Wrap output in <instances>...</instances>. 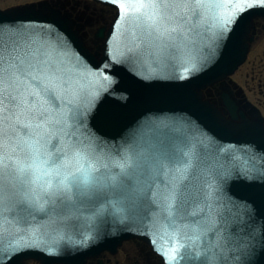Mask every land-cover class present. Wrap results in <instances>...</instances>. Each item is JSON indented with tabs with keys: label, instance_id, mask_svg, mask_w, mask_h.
<instances>
[{
	"label": "water",
	"instance_id": "1",
	"mask_svg": "<svg viewBox=\"0 0 264 264\" xmlns=\"http://www.w3.org/2000/svg\"><path fill=\"white\" fill-rule=\"evenodd\" d=\"M101 1L117 8L118 3L154 2ZM184 2L186 7H169L163 21H158L161 31L176 28L171 33L174 41L166 37L153 40L147 35L143 21L137 17L151 10L134 12L129 8L124 18V10L118 8L120 19L115 24L120 27L114 24L109 31L101 57L86 47L80 34L82 26L48 1L0 10V39L6 44H19L21 52L55 47L58 52L68 53L67 64L75 72L82 70L77 60L94 71L107 65L105 74L114 81L91 110L83 107L87 105L86 96L77 101L65 93L55 102H46L43 96L32 100L25 94L29 104L18 110L19 119L12 121L13 129L9 131L11 139L5 138L0 148L7 165L0 168V178L6 190L17 193L6 195L0 218L4 225L0 238L3 264H24L28 258L44 264H85L130 238L154 244L168 264H264V122L239 116L231 104L232 118H228L203 93L245 62L253 22L264 16V2L199 0L205 7H194L191 0ZM233 2L253 6L238 13L227 38L217 41L213 35L215 19L226 10L216 5ZM173 43L187 45L183 52L190 55L175 60L181 51L171 46ZM113 46L120 53L119 62L111 60ZM192 63L196 70L190 71L187 79L174 78ZM30 139H39L59 166H53L51 176L42 177V184L50 182L55 188L60 176L76 172L80 163L87 167L90 161L98 183L116 182L117 190H108L103 203L97 205L90 192L85 197L73 188L66 195H50L51 190L42 191L39 185L22 186L13 172V162L31 163L23 143ZM69 143L86 146L88 160L77 163L75 159H63ZM221 145L234 147L225 154L219 151ZM122 157L127 161L123 170L115 166L123 162ZM175 184L187 185L190 195L180 212L170 217L165 197ZM25 188L32 190L28 197L19 194ZM214 189H222L226 196L250 206L251 219H244L252 229L238 231L245 225L231 216L234 206L223 196L218 200L207 198L206 194ZM82 200L85 202L80 203ZM96 208L103 211L97 215L92 210ZM45 211L50 213L47 218L43 216ZM60 211L78 215L79 227L49 239L40 248L9 258L10 247L24 242L23 232L17 227L27 230L46 225L52 214ZM23 220L29 223L17 224ZM252 230L256 239L251 241V248L243 254L234 251L241 237L246 238V232ZM47 247L55 248V254L41 250Z\"/></svg>",
	"mask_w": 264,
	"mask_h": 264
},
{
	"label": "snow or ice",
	"instance_id": "2",
	"mask_svg": "<svg viewBox=\"0 0 264 264\" xmlns=\"http://www.w3.org/2000/svg\"><path fill=\"white\" fill-rule=\"evenodd\" d=\"M110 3H117V0H108ZM194 7H205L199 3V0H191ZM264 2V0H262ZM118 8L123 9L127 18L128 9L131 8L134 12H140L141 9H148L142 13L141 16L137 17L138 20L143 21V26L147 31V35L152 37L153 40H163L165 37L174 41L175 37L171 33L176 32V28L161 31L158 21H163L167 15L166 9L169 7H186L187 3L184 0L169 4L165 0H154L148 4H132L126 5L124 3H118ZM251 3H239L233 2L231 4H217V8L225 9L222 15H219L215 19L216 31L214 37L217 41L226 39V33L231 31L230 25L235 23V18L238 13L243 12L246 8L252 7ZM118 19L119 13H118ZM115 27L119 28L120 24H115ZM3 30V25L0 24V32ZM112 40L115 41L116 37L113 36ZM168 46V45H165ZM171 46L176 47L181 51V54L175 57V60H180L184 55H190V53H184L183 49L187 47L185 44ZM63 47V42L61 43ZM137 47H139L137 45ZM132 49H129L131 52ZM118 55L115 46H113V52L111 54V60L119 62ZM68 56L67 52L57 51L55 47L50 50L39 51H26L21 52L20 45L17 43H5L4 40L0 39V148L4 146L3 142L5 138L11 139L9 131L13 129L12 121L18 120V110H22L29 104V100L26 98L31 97L32 100H36L43 96L46 102H55L65 93H70L74 100H79L81 96L87 97V105L83 106L87 110H91L94 107V103L99 95L103 92H107L113 85L114 81L105 74L107 65L99 70H92L84 67L83 64L77 60V63L81 65L82 70L75 72L72 67H69L66 61ZM196 70V64L192 63L190 68H185L184 72L175 73L174 78L176 79H187L190 71ZM111 94V93H110ZM12 105V107H9ZM25 147L27 148L28 157L31 163L17 165L13 162V172L16 174L17 179L20 181L22 186L28 184L39 185L42 191H50V195H56L58 193H64L65 195L71 190L75 189L76 192L83 193L85 197L90 192L95 197L94 203L99 205L103 203L104 196L108 190L116 191V182L112 183H98L97 178L93 175L94 169L92 163L89 161L88 166L85 167L82 160H88V149L84 145H73L69 143L65 146V152L63 153V159H75L77 163H80L79 168L74 173H68L60 176L59 171L57 175L60 178L56 181V187L53 188L49 182L46 185L41 183V179L44 176H51L53 166L58 169L57 160H53L47 151L40 144V140H25ZM234 146L221 145L219 151L221 153L230 154L231 148ZM58 160L61 158H57ZM123 162H117L115 166L120 167L122 170L127 166V161L122 157ZM187 163V162H185ZM107 166V165H105ZM7 167L4 163V158L0 155V168ZM240 175H244V172H240ZM187 172V168L185 169ZM187 179V176L184 177ZM30 191L27 188L20 195L28 197ZM219 193V195H217ZM17 193L11 190H6V186L3 179L0 178V218L3 217V205L6 195L11 197ZM190 193L187 191V185L181 187L179 184L173 185L166 197V210L170 217H175L181 208L187 202V197ZM209 200H218L221 196L224 197L229 203L234 206L235 211L230 210V214L233 219L245 227L238 229L240 232H245V228L252 229L251 223L244 219L248 216L251 219V209L246 203L242 201H235L233 198L226 196L222 189H214L206 194ZM34 198V197H33ZM82 200L80 203H84ZM75 208L76 206L73 205ZM209 209H212L213 205H208ZM99 215L102 209H92ZM49 212L45 211L43 216L47 218ZM80 217L73 216L68 212L60 211L52 214V218L46 225H41L35 228H29L22 230L17 227L18 232H23L21 240L23 243H17L10 247L9 258L23 252L27 249L40 248L42 244H46L49 239L55 240L61 236V233L78 228L80 225ZM28 224L29 221H17V224ZM4 231V225L2 219H0V238H2ZM256 239V233L254 230L246 232V238L241 237L237 243L234 251L241 254L245 250L251 248V241ZM41 250H46L49 254H55V248L47 247ZM159 250V249H157ZM3 256V251L0 249V257ZM233 259H238L234 256ZM0 264H3L0 259ZM170 264V262H169Z\"/></svg>",
	"mask_w": 264,
	"mask_h": 264
},
{
	"label": "flooded vegetation",
	"instance_id": "3",
	"mask_svg": "<svg viewBox=\"0 0 264 264\" xmlns=\"http://www.w3.org/2000/svg\"><path fill=\"white\" fill-rule=\"evenodd\" d=\"M32 1H38V0H25L24 2L17 1L7 6H2L0 4V7L8 8L17 5L18 3L23 4ZM67 1L68 0H63V4L66 6L65 9H68L73 15L78 16L79 12H83L82 14L86 15L85 19L89 26L88 28L89 39L92 42L99 41L100 37H97L98 31L108 26L111 23L112 19L115 16V10L113 8L97 3L93 0H74L73 1L74 5L73 4L67 5L68 4ZM100 22L102 23V26L100 28H95L94 26L100 24ZM259 27L264 28L263 19H260L256 24V29H258ZM214 92L215 94H218L217 95L218 98L214 96ZM224 93L229 94L232 99H235L239 107V110L245 112L251 118H255L254 109L257 112H259V114H262L264 116V112L261 109V107L257 104L253 105L250 102L251 100L249 99V97L246 96L245 92L232 81H229L228 85L224 89H222L220 86H215L214 89L212 90V94L214 98H216L219 101L223 99L222 94ZM222 105L224 106V104ZM258 108H260L261 112L259 111ZM125 244L128 245L131 244L134 246L132 247V250H135L138 256L144 258L145 260L144 264H166V262L152 250L151 246L148 243H145L141 240L126 241L125 243L122 244V246H120V248L116 253H111L108 251L103 252L98 257L90 259L88 264H120L121 261L119 259V253L122 251ZM115 255L118 257H116ZM31 263L32 262H29V264ZM36 263L40 264L38 262H35V264Z\"/></svg>",
	"mask_w": 264,
	"mask_h": 264
},
{
	"label": "rangeland",
	"instance_id": "4",
	"mask_svg": "<svg viewBox=\"0 0 264 264\" xmlns=\"http://www.w3.org/2000/svg\"><path fill=\"white\" fill-rule=\"evenodd\" d=\"M17 1L24 2L25 0H0V4L7 6ZM94 27L96 28V26ZM256 31V38L252 42L248 60L240 66L232 78L237 81L244 92L246 91L249 99L259 105L264 112V28L259 27ZM210 89L213 90L214 86H211ZM217 95L214 92L216 98H218ZM132 247L134 246L131 244H125L119 253L120 264H144V258L138 256ZM31 264H35V262Z\"/></svg>",
	"mask_w": 264,
	"mask_h": 264
}]
</instances>
